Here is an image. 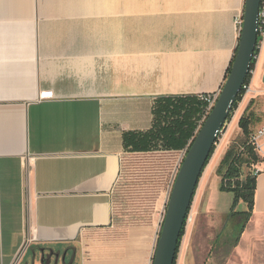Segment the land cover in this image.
<instances>
[{
    "label": "crops",
    "instance_id": "crops-1",
    "mask_svg": "<svg viewBox=\"0 0 264 264\" xmlns=\"http://www.w3.org/2000/svg\"><path fill=\"white\" fill-rule=\"evenodd\" d=\"M245 2L0 0V264H50L43 251L75 245L81 264L121 263L103 254V245L131 190L132 174L124 169L131 155L178 156L157 202L158 240L185 149L129 152L124 135L153 127L159 97L221 92ZM260 38L250 90L236 115L261 101L259 128ZM48 91L53 97L43 98ZM254 168V209L233 245L239 251L264 239V154ZM129 252L135 257L127 264H137V252ZM154 253L152 243L142 263L152 264Z\"/></svg>",
    "mask_w": 264,
    "mask_h": 264
},
{
    "label": "rangeland",
    "instance_id": "rangeland-1",
    "mask_svg": "<svg viewBox=\"0 0 264 264\" xmlns=\"http://www.w3.org/2000/svg\"><path fill=\"white\" fill-rule=\"evenodd\" d=\"M258 103L254 110L250 108L248 110L253 121L251 131L259 128L261 122L258 118L260 115L257 116V114L263 110V107L261 101ZM237 113L236 110L232 118L226 122L224 130L219 135L216 150L200 180L188 215L186 232L181 242L176 264H264V239L255 237L241 251L233 247L239 232V228L235 229V225L240 224L241 220L238 217L229 216L234 194L220 189L222 180L217 169L222 158L229 148L246 140V136L239 126L240 118L245 112L239 116H236ZM222 143L225 144V148L215 163L210 166ZM177 158L178 156L162 154L131 155L126 162L124 169L130 171L129 176L132 174L131 183L127 186L131 190L123 199L119 224L116 225L113 232L104 235L106 244L103 245L106 248V252L103 251V254L113 255L116 260L121 258V263L118 264H127L129 259L135 257L129 250L137 252V264H143L144 254L150 250L152 243L156 250L157 231L162 219L160 217L163 215L157 202L166 176ZM248 170V168L245 169V171ZM137 172L145 176L143 182L141 179H136ZM123 178L126 180L127 176ZM127 182L128 180L121 182L120 188H124ZM246 209L247 206L244 202L239 203L236 207L237 211ZM155 219H157V223ZM244 233L240 235L239 242ZM72 249L71 257L74 258L71 264H81L77 251L78 245ZM42 262L43 259H41ZM50 264H54V258Z\"/></svg>",
    "mask_w": 264,
    "mask_h": 264
},
{
    "label": "trees",
    "instance_id": "trees-1",
    "mask_svg": "<svg viewBox=\"0 0 264 264\" xmlns=\"http://www.w3.org/2000/svg\"><path fill=\"white\" fill-rule=\"evenodd\" d=\"M260 31H258V40H261ZM259 52V46L255 51V58L251 64V72L248 73L245 85H249L252 80V70L255 66L256 56ZM234 62V60H233ZM231 64L229 73L232 69ZM228 78V76H227ZM246 94L243 87L237 101L233 105L228 121L233 113L238 109ZM203 104L197 96H163L159 97L154 106V124L153 127L145 132H128L124 135L125 147L129 152H149L157 150H184L196 136L198 120L201 118ZM252 118L248 114V108L239 121V126L243 130L246 140L237 146L229 148L222 158L217 172L221 176V191L232 192L234 194L231 206L230 217H238L240 224L235 225L239 228L238 235L234 241L237 245L240 235L250 220L255 203L256 177L252 168L261 161L260 156L250 143ZM218 142V139H217ZM216 145L210 154L205 169L209 164ZM248 168V171L245 169ZM244 202L246 210L237 211L239 203ZM191 210V209H190ZM189 210V212H190ZM188 219V217H187ZM187 220L185 221L182 234L178 243L175 264L177 261L182 239L186 232Z\"/></svg>",
    "mask_w": 264,
    "mask_h": 264
},
{
    "label": "water",
    "instance_id": "water-1",
    "mask_svg": "<svg viewBox=\"0 0 264 264\" xmlns=\"http://www.w3.org/2000/svg\"><path fill=\"white\" fill-rule=\"evenodd\" d=\"M262 0H246L243 27L232 69L212 111L191 142L178 169L152 264H175L178 243L188 220L206 163L224 130L231 109L244 87L258 46V27ZM44 255V251L42 252ZM66 252L63 255L65 259ZM58 257L59 254L57 253ZM44 257V256H43ZM44 262V260H43Z\"/></svg>",
    "mask_w": 264,
    "mask_h": 264
},
{
    "label": "built area",
    "instance_id": "built-area-1",
    "mask_svg": "<svg viewBox=\"0 0 264 264\" xmlns=\"http://www.w3.org/2000/svg\"><path fill=\"white\" fill-rule=\"evenodd\" d=\"M235 24H236V27L239 31V34L241 35V30L243 27V14H238L235 17ZM258 31H260L261 36L264 34V0L261 1V6H260V18H259ZM258 46H259V42H258ZM244 88L246 89V94H247L250 90V84L249 85L244 84ZM219 95H220V92L209 93V94H200L197 96L199 101L203 104V110L201 113V118H199V120L197 122L198 127L196 130V134H197L198 130L201 128V126L203 125L204 121L206 120V118L208 117L210 112L212 111L213 107L215 106V104L219 98ZM42 97L48 98V99L52 98L53 97V91H48V92L43 93ZM191 142H190V144H191ZM250 143L254 146V149L258 153V155L259 156L261 155V157L263 158V154H264V126L252 131V133L250 135ZM190 144L185 149L183 158L186 155V152H187ZM183 158H182V160H183ZM182 160H181V162H182ZM181 162H180V164H181ZM180 164H179V167H180ZM252 171L254 172V174H257L259 172L255 168L252 169ZM163 220H164V218H163Z\"/></svg>",
    "mask_w": 264,
    "mask_h": 264
},
{
    "label": "flooded vegetation",
    "instance_id": "flooded-vegetation-1",
    "mask_svg": "<svg viewBox=\"0 0 264 264\" xmlns=\"http://www.w3.org/2000/svg\"><path fill=\"white\" fill-rule=\"evenodd\" d=\"M65 252H66L65 259L63 260V255ZM65 252L58 253L59 254L58 257L56 256V254H57L56 252L53 253V255H50V252H45L43 258L45 261L53 260V258H54V264H59V263L71 264L73 262V258L71 257V253H73V250H72V252H71V250H67Z\"/></svg>",
    "mask_w": 264,
    "mask_h": 264
},
{
    "label": "bare ground",
    "instance_id": "bare-ground-1",
    "mask_svg": "<svg viewBox=\"0 0 264 264\" xmlns=\"http://www.w3.org/2000/svg\"><path fill=\"white\" fill-rule=\"evenodd\" d=\"M223 146H224V143L221 144V146L219 147L217 153L214 155V157H213V159H212V161H211V163H210V166L213 165L215 159L217 158V156H218V154H219V152H220V149H221ZM209 170H210V169H209Z\"/></svg>",
    "mask_w": 264,
    "mask_h": 264
}]
</instances>
